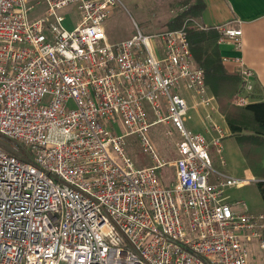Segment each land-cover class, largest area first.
Segmentation results:
<instances>
[{
  "label": "built area",
  "instance_id": "obj_1",
  "mask_svg": "<svg viewBox=\"0 0 264 264\" xmlns=\"http://www.w3.org/2000/svg\"><path fill=\"white\" fill-rule=\"evenodd\" d=\"M120 5L0 0V264H264V213L226 196L252 180L213 167L225 133L189 41L203 27L138 29L112 44L105 22ZM71 9L79 20L69 30ZM217 30L219 45L243 49L241 28ZM223 61L241 78L233 104H251L255 72ZM182 91L205 109L211 139L187 128ZM162 123L180 136L171 162L150 138ZM130 136L151 166L128 155Z\"/></svg>",
  "mask_w": 264,
  "mask_h": 264
},
{
  "label": "rangeland",
  "instance_id": "obj_2",
  "mask_svg": "<svg viewBox=\"0 0 264 264\" xmlns=\"http://www.w3.org/2000/svg\"><path fill=\"white\" fill-rule=\"evenodd\" d=\"M186 2L187 0H121V5L115 9L113 16L105 22L109 42L112 44L122 42L132 37L138 29L147 35L170 30V22L183 10ZM65 12L64 26L71 30L79 20V15L72 9ZM220 113L215 118L218 125L223 129L224 127L227 128L228 133H231L226 117L221 110ZM189 115L191 119L187 122V128L193 132H198L201 129L198 117L194 111H191ZM169 130L173 131L172 135L168 134ZM230 136L233 137L232 134ZM150 138L162 159L171 162L177 158L176 145L180 136L170 125L162 123L153 126L150 130ZM126 151L138 167L152 165L149 156L142 151L135 136L128 137ZM210 155L213 167L217 172L238 179H245L244 177L247 175L249 178L255 179V181L241 187L228 189L226 192L227 201L246 204L248 212L252 214L264 213V200L257 186V182L262 179L255 177L249 168L236 138L233 137L224 141V149L221 154L224 162L221 161L217 148L212 147ZM262 166H264V160ZM246 167L250 170L248 174L245 170ZM160 173L166 185L174 181V172L171 168L167 167ZM237 209L241 210L242 205H237Z\"/></svg>",
  "mask_w": 264,
  "mask_h": 264
},
{
  "label": "trees",
  "instance_id": "obj_3",
  "mask_svg": "<svg viewBox=\"0 0 264 264\" xmlns=\"http://www.w3.org/2000/svg\"><path fill=\"white\" fill-rule=\"evenodd\" d=\"M183 10L170 22V30L181 29L187 23H198L203 29L189 30V41L196 65L204 70L209 88L215 94L220 110L226 117L233 137L243 152L264 200V101L244 107L233 104L240 87V76L229 74L222 61L217 28L201 23L206 9L203 0H187Z\"/></svg>",
  "mask_w": 264,
  "mask_h": 264
},
{
  "label": "crops",
  "instance_id": "obj_4",
  "mask_svg": "<svg viewBox=\"0 0 264 264\" xmlns=\"http://www.w3.org/2000/svg\"><path fill=\"white\" fill-rule=\"evenodd\" d=\"M203 1L206 5V9L201 18V23L203 24V26L207 28L231 26L242 29L243 49L239 51L230 44L219 45L222 55V61L224 57L243 59L245 64L255 72L256 86L255 91L251 96V103L264 101V0ZM223 63L225 64V67L229 74H238L237 64L231 61H223ZM182 93L187 98L188 103L191 107L190 112L194 111L199 119V125L201 129L198 130V132L206 134L208 138L211 139V135H213V133H208L204 124L206 116L205 109L197 105V99H195L192 94L186 91H182ZM209 93L210 95L215 96L210 88ZM217 103L218 109L220 111L218 100ZM216 116L218 115H215V118ZM223 130L224 133H226V137L224 136L222 142V150L224 149V141L226 139L233 138L230 136L231 133H228L227 128L224 127ZM245 170L247 174L248 172H250L247 167L245 168ZM244 178L252 180V182L255 181V179L249 178L248 175Z\"/></svg>",
  "mask_w": 264,
  "mask_h": 264
}]
</instances>
